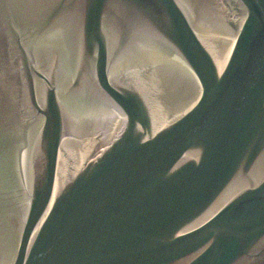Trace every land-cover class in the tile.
Here are the masks:
<instances>
[{"label":"water","instance_id":"95a60500","mask_svg":"<svg viewBox=\"0 0 264 264\" xmlns=\"http://www.w3.org/2000/svg\"><path fill=\"white\" fill-rule=\"evenodd\" d=\"M0 264H264V0H0Z\"/></svg>","mask_w":264,"mask_h":264}]
</instances>
